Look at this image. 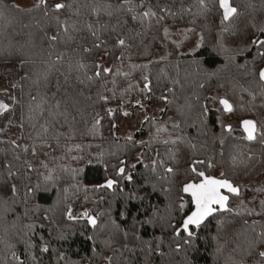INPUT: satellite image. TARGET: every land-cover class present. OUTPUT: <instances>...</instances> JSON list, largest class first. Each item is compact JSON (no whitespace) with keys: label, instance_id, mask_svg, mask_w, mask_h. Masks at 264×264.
<instances>
[{"label":"trees","instance_id":"trees-1","mask_svg":"<svg viewBox=\"0 0 264 264\" xmlns=\"http://www.w3.org/2000/svg\"><path fill=\"white\" fill-rule=\"evenodd\" d=\"M13 1L0 0V85L8 89L0 92V100L11 108L0 116V264H260L257 253L264 245L257 233L264 230V215L255 213L264 192L256 191V167L264 164V147L238 143L220 153L213 143L207 150L206 138L214 130L212 109L219 96L232 105L264 107L258 79L264 68L258 53L264 47L251 44L264 39L258 30L264 27V0H230L240 15L227 32L218 0H206L205 9L196 0H145L143 8L132 0V12L120 7L121 0H47L39 8L14 7ZM56 3L68 7L53 12ZM150 6L165 19L132 20ZM162 6L177 15H165ZM54 35L58 39L50 41ZM118 38L125 39V47L116 46ZM97 63L111 73L96 78ZM145 75L152 87L148 99L140 91ZM137 100L144 107L135 106ZM124 108L157 111L140 123L132 135L135 143L113 133ZM108 109L114 110L111 117ZM97 113L101 123L93 128ZM178 137L175 145L161 142ZM250 153L260 157L250 159ZM154 159L175 174L162 179L167 174L159 166L152 171ZM193 160L213 163L212 168L197 165L206 175H216L222 164L223 178L242 187L229 207L255 212L216 213L190 229L195 236L186 256L167 263L160 251L149 255L144 240L156 241L164 223L175 239H188L183 232L177 238L175 229L192 210L180 189L199 180L188 171ZM122 166L131 180L116 175ZM108 179L117 181L113 188L100 187ZM69 207L73 216L88 211L96 226L90 228L85 218L68 220ZM45 246L47 252L41 250Z\"/></svg>","mask_w":264,"mask_h":264},{"label":"snow or ice","instance_id":"snow-or-ice-1","mask_svg":"<svg viewBox=\"0 0 264 264\" xmlns=\"http://www.w3.org/2000/svg\"><path fill=\"white\" fill-rule=\"evenodd\" d=\"M144 3L145 0H139V7L143 8L144 7ZM196 3L199 5L200 9H205L206 8V0H196ZM42 5H47V0H37L35 7L39 8ZM132 5V0H121V4L120 7H125V6H129ZM14 7H18L16 5H13ZM218 6H219V10L222 13L221 16V20H220V24L222 26V31L227 32L229 30V26L230 24L233 22L234 18L240 15V12L238 10L237 7L232 6V4L230 3V0H218ZM68 7V5H66L65 3H56L53 7H52V11L53 12H60L62 9ZM31 10V9H29ZM127 11L132 12L133 8L131 6L127 7ZM160 11L165 13V15H172L175 16L177 15V13L172 12L170 8H168L167 6H162L160 7ZM184 11H189V9H185ZM45 16L48 15V12L45 11ZM137 19H140L141 23L143 24L144 21L150 20V19H157V21H161L163 19H165V16H157V13L155 11L152 10L151 6L143 11L142 13L139 14V16L137 15H133L132 16V20L136 21ZM61 27H64L65 30H67L66 25H61ZM89 29H92V26L89 25ZM260 33H264V27H261L258 29ZM187 31H192L191 29H188ZM139 34V33H138ZM164 34L165 36H167L168 33V29L165 28L164 29ZM92 35L96 36L97 33L95 30L92 31ZM48 39L50 41H56L58 39V36H50L48 37ZM97 39H99L97 37ZM203 41V38L201 37V41L197 43L196 45V49H199L201 46V43ZM103 44V41H101L100 43L94 44L95 48H100ZM251 44L253 46H256L257 48H262L264 47V39H259V38H254L251 40ZM116 46L117 47H125L126 46V41L123 38H118L116 41ZM179 46V45H177ZM85 52H89L90 49L89 48H84ZM259 56L264 57V51H260L258 53ZM24 61H20L18 62V66L20 68H23L24 65ZM80 68H84L86 67L84 64H80L79 65ZM145 67H147L145 65ZM96 71H95V77L96 78H100L102 75L103 76H107L108 74L111 73V68H107V67H102L101 64L97 63L95 65ZM119 74V73H117ZM127 75V74H124ZM7 78V75H6ZM27 78V77H24ZM87 79L89 81H91L93 79L92 76H88ZM145 83L143 84V87L140 89V91L142 93L145 94V99L150 98V96L148 94H150L152 92V87L150 86V81H149V77L147 75H145L143 77ZM258 79L259 82L264 85V68L259 69L258 71ZM17 87L16 83H11V88L15 89ZM132 85H129V88H131ZM201 87H203V85H201ZM8 89H4V94H7ZM123 95V94H122ZM13 102H16V98L12 97ZM33 99H35V97H33ZM74 99V98H73ZM99 99L101 101L107 102L108 97L106 96H100ZM159 99L163 100L165 103H170V101H168L167 97L165 95H161L159 97ZM216 99V98H213ZM219 104L222 106L224 113H231L233 112V105L229 103L228 100L224 99V98H219ZM135 106H139V107H144V105H142L140 100H137L135 102ZM57 107H59V104H57ZM11 110L10 105L4 103L3 101H0V116H3L5 113H8ZM108 115L109 117L112 116L113 114V109H108ZM160 111H164L163 108L160 109ZM207 113V109H205V114ZM123 115L127 116L129 115V113L127 111L123 112ZM101 119L102 117L99 116V113H97V117L95 119L93 128H96L97 126L100 125L101 123ZM150 118L145 115L144 117V121H148ZM143 123V121H142ZM152 123H155V120H152ZM114 126V125H113ZM173 127L178 128L179 124H173ZM241 128L243 130V132L245 133L244 139H246L249 142L255 141L257 139V133H258V127H257V122L251 119H245L241 121ZM164 128H159L158 131L162 132L164 131ZM224 130L231 133L232 132V128L230 125H225L224 126ZM45 131H47V128H45ZM262 139H264V133H261ZM129 142H133V137L130 135L126 138ZM181 138H177V139H173V140H169V139H165L163 141H161L163 144L167 145V144H177L178 141ZM223 142V141H222ZM13 146H17L16 141H12ZM169 152H172V149H169ZM174 155V153H173ZM139 160V158H138ZM43 163V162H42ZM207 164L208 168H212L214 165L211 161H204V160H193L191 162V165L189 166L188 171H190L192 174L195 175V177L199 178V182H186L183 184L182 188L180 189V191L184 194H187L191 197V203L194 206V211L191 212L190 215H187L186 218L183 219V223L181 225L180 228L175 229V236L177 238H181V232L185 233L188 237V239L184 240L185 244H189L191 242V239L195 236V233H193L192 231H190V227L194 226L195 228H199L201 226V224L204 223V221L210 217L213 216L215 213H234L235 215H243V214H247L249 216L253 215L255 210L254 209H247L245 208L244 211H236L235 209H232L229 207V199L230 196H236V197H240L241 193H242V187L239 185H234L232 182H230L228 179L223 178L224 177V173H221V177L220 178H216L213 176H209L206 175L204 171H200L197 168V165L199 164ZM121 164H124V161H121ZM160 167L163 169V172L166 173L167 175L162 176V179H170L171 176H173L175 174V169L173 167L170 166H166L165 162L163 160L157 161V160H153L152 161V171L155 173L157 171V167ZM5 167H8V165H5ZM44 167H47V165L45 164ZM133 168L136 167L135 164L132 165ZM145 167H147V165H145ZM29 170H31V165H29ZM13 175H15V173H12ZM116 175L118 177H123L126 180H131L132 177L128 176L125 174V168L124 167H120L118 168ZM117 181L113 180V179H108L106 181L105 184L100 185V187L103 188H108V189H112L114 184H116ZM12 194L15 195L17 192V189L15 187V185L12 186ZM164 191H168V189H164ZM256 191L258 192H264V188H258L256 189ZM227 193V194H225ZM29 194H31V190H29ZM181 203L179 205L180 209L183 210V208L185 207L184 203H183V196L180 197ZM241 206H243V201L240 202ZM260 205H261V210L260 212H256V215H264V200L260 201ZM67 219L72 221V220H76L78 218H87V221L90 225H92L93 227L96 226L97 224V220L96 218L92 217L89 215L88 211H84L83 213L80 214V217L77 216H73L72 215V210L71 207H69L67 213H66ZM245 223H247V221H245ZM257 223V222H254ZM31 227V226H29ZM252 231L255 232L256 229L253 227ZM257 238L258 241L261 245H264V230H261L260 232L257 233ZM43 252H47L48 248L45 246L41 249ZM177 251L180 250V246H177ZM258 257L260 260V264H264V250L262 251H258ZM13 258L16 259L17 261H20V258L16 256L15 253L12 254ZM61 259H63V256L60 257ZM111 258H109L110 261ZM20 264H23V261H20Z\"/></svg>","mask_w":264,"mask_h":264},{"label":"flooded vegetation","instance_id":"flooded-vegetation-1","mask_svg":"<svg viewBox=\"0 0 264 264\" xmlns=\"http://www.w3.org/2000/svg\"><path fill=\"white\" fill-rule=\"evenodd\" d=\"M219 98H224V97L219 96L217 99V106H215L212 109L213 111L212 118L214 120L215 126H214V130H212V132L207 135L206 138L208 144L207 150H210L209 143L216 144L218 146V151L220 153L223 152L225 149H227L230 145H236L238 143L246 144L247 146L260 145L264 147V139H262L261 136V133H264V111L257 112L258 109H263L264 107H258L257 109V108H252L250 106L233 105V109H234L233 112L224 113L222 106L218 102ZM245 119H251L257 122V127L259 131L257 133V139L255 141L249 142L246 139H244L245 133L241 128V121ZM206 124H207V119H206ZM225 125L231 126L232 128L231 133L224 130ZM249 156L250 159H252V157L255 156V160L260 157L259 154L253 155L252 153H250ZM235 161H236L235 159L232 160L233 163ZM254 165L255 164L252 163L250 167H253ZM221 173H223L222 164L216 169V175H209V176L220 178ZM256 176H258L256 180L259 183V188H264V164L257 165ZM196 182H199V180ZM229 196L236 197V196H231L230 194Z\"/></svg>","mask_w":264,"mask_h":264},{"label":"rangeland","instance_id":"rangeland-1","mask_svg":"<svg viewBox=\"0 0 264 264\" xmlns=\"http://www.w3.org/2000/svg\"><path fill=\"white\" fill-rule=\"evenodd\" d=\"M36 2L37 0L13 1V3L20 8H29L35 6ZM3 83L4 81L2 82V84ZM4 86L0 85V92L4 91ZM124 111H127L129 115L124 116L121 124L113 130L114 135L120 139L127 138L130 135L132 136L140 126V123L144 120L145 115L152 116L157 112L154 108H150L148 110H135L133 112H129L124 108L123 112ZM83 212L84 211H79L75 216L80 217V214ZM85 219L87 220V218ZM164 224H161L160 229H163L164 231L161 230L160 237L154 242L150 240H144V244L148 247L147 250L149 251V255H154L153 252L160 251L161 255H163V259L166 260L167 263H173L178 259L184 258L188 252V249L193 245V243L190 242L189 244H185L184 239H175L172 234L168 233V227H166ZM165 228L167 229V231L165 230ZM178 245L180 246L179 251L176 250ZM51 247L52 251L55 252L57 247L54 245V243L51 245Z\"/></svg>","mask_w":264,"mask_h":264},{"label":"water","instance_id":"water-1","mask_svg":"<svg viewBox=\"0 0 264 264\" xmlns=\"http://www.w3.org/2000/svg\"><path fill=\"white\" fill-rule=\"evenodd\" d=\"M230 3H231V1H230ZM122 167H123V166H122ZM191 182H193V181H191ZM105 183H106V182H105ZM105 183H103V184H105ZM196 183H198V182H196ZM103 184H102V185H103ZM102 188H103V187H102ZM182 194H183L184 196H186V197H189L190 200H191V197H190L189 195L184 194V193H182ZM225 194H227V193H225ZM191 206H192V210L190 211V213H189L188 215H190L191 212L195 210V209H194V206L192 205V203H191ZM215 214H216V213H215ZM215 214H214V215H215ZM214 215H213V216H214ZM90 216H92V215H90ZM92 217H94V216H92ZM211 217H212V216L208 217L206 220H208V219L211 218ZM94 218H95V217H94ZM184 218H186V216H185ZM184 218H183V219H184ZM206 220L204 221V223L206 222ZM182 223H183V220H182ZM182 223H181V225H182ZM204 223H203V224H204ZM87 224H88V226H89L90 228H94L92 225H90V224L88 223V221H87ZM181 225H180L178 228H180ZM201 225H202V224H201ZM191 228H195V227L192 226V227H190V229H191ZM185 235H186V234H185ZM186 236H187V235H186Z\"/></svg>","mask_w":264,"mask_h":264}]
</instances>
